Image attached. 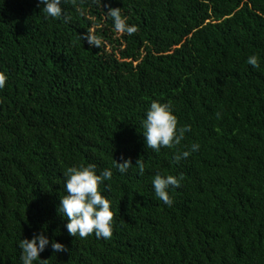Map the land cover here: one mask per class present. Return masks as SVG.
Segmentation results:
<instances>
[{
  "label": "trees",
  "instance_id": "1",
  "mask_svg": "<svg viewBox=\"0 0 264 264\" xmlns=\"http://www.w3.org/2000/svg\"><path fill=\"white\" fill-rule=\"evenodd\" d=\"M41 7L0 0V264L41 233L68 251L49 244L34 264H264V0H62L67 20ZM109 7L137 31L116 33ZM152 101L190 127L173 148L144 144ZM88 164L113 173L98 185L109 239L70 236L56 211L66 169ZM157 172L182 177L171 206Z\"/></svg>",
  "mask_w": 264,
  "mask_h": 264
},
{
  "label": "clouds",
  "instance_id": "2",
  "mask_svg": "<svg viewBox=\"0 0 264 264\" xmlns=\"http://www.w3.org/2000/svg\"><path fill=\"white\" fill-rule=\"evenodd\" d=\"M97 2L100 3V0H91L93 5ZM61 4L62 0H37V7L43 5L41 9L45 13V19H60L63 17L67 20L68 17L63 15ZM105 13L106 17L111 20L113 30L116 33L131 36L137 31L136 25H130L126 22L128 18L122 16L120 7H109ZM79 37L80 40H85L89 46L100 48L102 44V39L95 33L85 32ZM246 63L253 68L258 67L257 56L255 54L249 55L246 58ZM6 80L7 76L0 72V89L4 88ZM216 115L219 119L220 113ZM141 124L144 144L154 151H159L162 147L173 148L180 144L185 132L190 131L188 125L177 127V118L173 114L170 105L158 101L150 103ZM198 149L199 145L193 143L189 149L174 153L172 159L174 162H179ZM135 164L139 173L142 174L144 164L139 159L136 160ZM130 165L127 159H123L120 163L115 161L114 164L120 173L126 172ZM95 167L94 164L69 167L64 173L65 195L59 198L56 211L58 215H62L66 219L64 228L72 237L84 238L94 234L97 239H109L112 236L113 213L110 210V201L98 190V185L110 180L113 173L111 169L105 168L99 174H96ZM180 179L182 177L161 175L159 172L153 176L151 185L154 194L164 205L171 206L173 203L168 192L170 188L179 187ZM49 244L54 253L68 251L61 243L55 241L50 243L48 237L43 233L36 234L31 239H20L18 247L20 249L19 259L21 264H34L35 261L41 260L38 258V254L43 252Z\"/></svg>",
  "mask_w": 264,
  "mask_h": 264
}]
</instances>
